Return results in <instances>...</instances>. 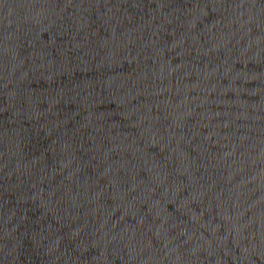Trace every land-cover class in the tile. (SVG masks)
<instances>
[{
  "label": "water",
  "instance_id": "obj_1",
  "mask_svg": "<svg viewBox=\"0 0 264 264\" xmlns=\"http://www.w3.org/2000/svg\"><path fill=\"white\" fill-rule=\"evenodd\" d=\"M0 264H264V0H0Z\"/></svg>",
  "mask_w": 264,
  "mask_h": 264
}]
</instances>
